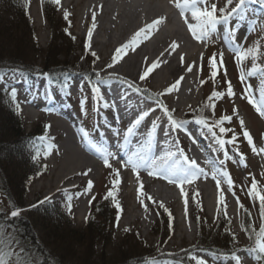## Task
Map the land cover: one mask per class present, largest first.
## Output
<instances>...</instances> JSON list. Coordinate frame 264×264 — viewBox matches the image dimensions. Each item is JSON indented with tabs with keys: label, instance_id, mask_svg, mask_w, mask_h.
Wrapping results in <instances>:
<instances>
[{
	"label": "rangeland",
	"instance_id": "1",
	"mask_svg": "<svg viewBox=\"0 0 264 264\" xmlns=\"http://www.w3.org/2000/svg\"><path fill=\"white\" fill-rule=\"evenodd\" d=\"M66 1L60 0L59 4H55L52 0H19L20 5L24 7H26V4L28 5L27 26L22 25L23 21L18 22L20 17L14 18L15 13L13 15L12 10H10V13L8 10L7 13V9H10L8 6H0V10L6 14L2 17L1 22L7 20L8 24H13L15 20L12 29L9 31L10 34H4L5 40L3 42L0 40V47H4L2 48L3 53L0 54H3V58H1L3 60L11 59V53L13 57L20 58L25 65L44 69V60L49 58V52H51L52 57L55 53H59L56 60H54V62L59 63L52 68L55 71L54 73L59 75L62 73V69L68 72V70L75 68L71 72L69 81L74 85V90L71 91H73L76 101L72 106L65 102H63V105L77 122L82 138L81 129H86L90 133V140L83 139L88 148L97 155L96 160L99 163L100 171L94 175L91 171H88L89 169L77 168L74 171L78 172V175L68 180V182L60 184L59 188L54 190L57 187L55 186L56 176L65 163L64 138L57 134L59 130L53 126L55 114L41 109L42 107L34 109V114L25 111V105L29 102L31 96L27 93L22 98L20 93L23 87L22 85H16L20 89L18 95L20 111L19 113L16 112L20 122L16 120L17 123L14 127L17 128L18 125V127L25 130L26 135H45V139H41L40 143L37 144L38 146L31 140L25 146V151L28 153H26L23 161L26 162L27 170L30 172L26 177L24 176L25 178L18 176L15 180L16 185L14 183L13 186L10 183L8 186L3 178L0 180V187L5 186L3 188L4 192L0 190V212L5 214L6 217L13 207L21 209V215L15 220L16 223L22 226L23 222H29L39 242L48 246L54 256L58 260L62 258L65 264H86L89 263L90 259L91 262H96L92 264H105L101 251L107 254L106 257H111L110 260H107L109 264H126L127 261H120V257L130 260L139 254L148 256L145 262L139 264L154 263L156 260L158 262L155 263L160 264L162 261L156 259L160 255L173 256L180 252L186 254L184 258H187L189 254H194L199 257H208L207 259L214 262L213 264H235L231 256L215 252L221 249V245L232 242L233 235L236 239L232 248L238 251L236 255L241 257V264H258L249 253L243 251L252 245V241L248 239V234L242 228L245 227V217L249 213L252 219L250 224H254L259 228L261 223L259 199L249 193L253 178L257 182L258 190L264 193V175H262L264 174V153L259 151L254 153L252 151L243 136V131L247 130L250 133L257 150L264 148V117L248 103L246 98H242V93L245 91V85L250 84L255 98L259 102L261 85L264 84V73L257 71L255 75L248 77L247 72L251 69L253 61L251 59L246 60L241 66L246 76L245 82L242 84L239 79L241 68H238L234 57L235 50L238 47L244 50L250 47L254 48L258 43L260 55L256 63L259 67L264 68V22H258L252 30L248 31L247 26L240 27L239 23L233 22L234 19L232 18L231 27L228 25L229 28H227L232 48L221 38L222 34L220 32H226V29L219 30L218 28V32L213 34L209 41L200 43L193 39L179 11L175 10L176 8L172 6L170 0H137V3L140 2L139 5L144 6L143 8L146 10L156 8L153 13L160 16L159 19L162 20V26L157 27L148 35L151 37V41L158 39L163 33H170L169 30L173 29L170 21L173 19V22L181 27L186 36L189 34V37L187 36L185 39L176 36V40L183 45L188 42L194 44L191 47L194 50L193 52H196L195 57L185 69L187 74L193 78L194 84L187 101L182 107L176 108L172 102L171 93L156 95L164 93L167 88L155 83L152 74H149L144 81L130 78L127 74H120L119 76L129 80L136 87L147 90L144 92L148 96L160 97L162 104L166 105L169 110H175L173 115L176 119L195 118L193 114H195L194 116L202 114L203 116H211L216 121L223 115L231 116V121H226L223 126L230 129L227 138H230L233 134L237 136L235 145L226 146L228 155L231 157V159H226L206 127L195 122L186 125V128H189L188 131L193 129L201 136L202 144L212 159L209 163L208 158L204 156L195 158L190 152V146L186 143L185 154L189 159H196V161L205 165L208 171H205L206 175H201L197 179L199 187L192 183L186 189H183L182 194L181 190L174 191L172 183H164L160 177L149 175L148 171L139 169V175L137 176L130 166H123L122 161L124 160L118 158L119 154L115 155L116 158H110L111 167H106L103 159L96 152L93 144L105 145L106 143L105 146L109 148L106 140L103 143V139L115 140L116 143L117 139L122 140L125 126L120 125L115 118L108 115L110 119H105L106 122L104 120L103 124L105 126L106 124L112 125V127L119 129L120 137H116L112 133H110L111 135L100 136L98 126L104 128L101 123L103 104L94 101L91 90L88 84L85 83L86 77L81 76V74L99 73L102 78V75H107L108 70L107 68H101L99 65L103 60L102 54L96 52L92 47L88 49L85 47L89 38L88 34L82 33L77 14L81 12L86 0H80L77 7L73 5L74 7L70 6L65 9L63 5L67 4ZM110 1L114 8H118L119 11L122 10L121 5L124 4V0ZM46 2L50 3L52 5L51 10L55 11L53 30L46 16L45 9L48 5ZM208 2L209 5L216 3L218 8H224L226 0H208ZM65 12L69 14L67 18H65ZM17 14L19 13L16 12ZM188 14L190 15V12ZM163 16H166L167 19L163 20ZM189 22L194 23L190 20ZM26 27L30 31L27 37ZM167 29L169 30L167 31ZM104 39L103 37L102 40ZM16 49L21 53H14ZM91 52H95L99 59L93 57ZM214 54L216 68L212 69L209 59L213 58ZM189 67L192 68L191 71H188ZM213 71L216 72L215 77L212 75ZM115 74H119V72ZM228 82H231L235 92L232 97L226 95ZM103 91L101 87V92L103 93ZM213 91L224 92L225 96L223 98H213L210 101L209 97ZM1 95L3 100L7 99L9 101L6 95ZM85 98L86 103L82 106L81 100ZM146 104L157 107L152 102H146ZM82 107L85 111H82ZM146 108L147 106H143L139 109V113L132 112L128 118L134 120L141 110H147ZM233 108H236L237 111L233 112ZM119 109L121 110V107ZM157 113H159L157 116L166 119L164 113L158 108ZM110 120L112 123H110ZM150 120L149 118L145 123L148 124ZM240 120L244 121L243 128L240 125ZM160 121L158 120V122ZM46 125H50L47 130ZM162 126V130L167 127L166 124ZM149 128L148 126L143 127L137 137L140 138V134L141 136L147 134ZM104 130L106 131V128ZM216 132L218 134V128ZM27 137L32 139L31 136ZM162 139L164 143L169 144L173 149L177 147L174 140L168 138L163 132L160 133V140ZM16 140L19 144L20 142L21 144L26 142L25 138L17 137L8 139L7 143ZM188 140L186 139V141ZM4 152L5 155L8 153L11 156L12 154V152L6 150ZM45 153L49 154L45 155ZM33 156L38 158L33 160ZM17 166L16 164V168ZM13 169L12 166L11 170L13 171ZM221 169L226 171L229 174L228 178L233 181L231 190L228 188L227 178L219 177L221 181L219 189H217L216 181L212 179L213 171ZM116 170H119L121 182L114 188L112 181L115 178ZM85 172H87V175L82 174ZM67 173L70 172L67 171ZM89 181L92 182L90 190L88 189ZM202 185L206 186H204L207 189L205 192L201 190ZM160 189L163 190V195L157 198L156 194ZM109 191L115 192L116 201L120 205L119 209L113 203L112 197L105 199ZM48 192L51 193L48 194ZM171 193L174 194L175 199L169 202L168 195ZM207 193L211 194L212 204ZM221 194H223L224 199L218 204ZM69 196L71 197L70 210L68 207ZM46 197L49 198L46 202L52 207H56V209L49 213H30L32 206L37 205L40 201H45ZM87 197H90L91 203L83 211V208H85L84 200ZM148 197H151V199H148ZM186 200L187 203H185ZM237 200H239V204ZM161 203H163L164 208L168 209V212L160 207ZM241 204L243 205L242 208L240 207ZM225 210L227 212L226 216L224 215ZM127 216H129V219H126ZM54 223L59 224V226L65 225V229L70 226V229L78 231L83 236L79 234L80 237L75 238L76 235L73 234L74 237L71 235L72 238H63L60 237V233H57L53 235L54 239L57 240L55 244L54 239L51 237V228H54ZM19 225L16 226L18 234L20 232ZM88 225L95 229L92 233L85 231ZM125 229H128V231H125ZM180 233L184 234L183 238L179 236ZM92 235L93 237H91ZM60 245L64 247L62 252L65 253V257L59 254L62 253L60 248H57ZM130 252L136 253L131 254ZM189 264H193V262L189 261ZM259 264H263V262H259Z\"/></svg>",
	"mask_w": 264,
	"mask_h": 264
},
{
	"label": "snow or ice",
	"instance_id": "2",
	"mask_svg": "<svg viewBox=\"0 0 264 264\" xmlns=\"http://www.w3.org/2000/svg\"><path fill=\"white\" fill-rule=\"evenodd\" d=\"M53 3L59 4L60 0H52ZM174 4V6L179 10V14L181 18L184 20L187 25V29L194 40L200 43H206L211 39L213 34L218 32V26L227 25L229 20L234 16H242L246 12V7L249 3H260L264 6V0H226L224 8H218L216 3H211L209 5L208 0H170ZM234 5V6H233ZM28 6L27 4L25 5ZM191 14V19L194 23L189 22L187 13ZM69 14L65 12V18H67ZM93 20H95V14H93ZM162 22L161 19H157L152 21L149 24H146L144 27L140 28L133 36L132 40L124 45H121L115 50V53L112 57V63L107 67L111 68L117 63L124 55L127 54L128 49H133L137 46L138 42L147 37L153 30L157 28V26ZM92 28H95V24L93 23ZM92 37V29H89L88 38L89 40ZM178 45L173 42L170 45V48L174 49ZM86 49L90 47V45H85ZM91 55L96 59L99 57L95 52H91ZM260 55V46L257 43L254 48H247L241 50L239 47L235 50V61L237 63L238 68H241L239 79L242 84H244L246 76L245 72L242 69V64L244 61L251 59L253 61L251 69L248 70L247 76L251 77L256 74L257 71L264 73V68H261L257 65L256 61ZM222 58V54H221ZM147 60V58H145ZM215 54L213 58L209 59V64L212 69L216 68ZM181 62L183 63V56L181 57ZM159 66V61L153 62L150 67H147V70L143 72V74L139 77L141 81H144L149 74ZM192 68L189 67L188 71H191ZM35 73V79L32 82H29L28 72L27 70L21 67H8V68H0V94L6 95L10 101V103L14 106V109L17 113L20 111V102L18 100V95L20 89L17 88L16 85L23 83L25 85L24 91L27 93H31L32 95H43L46 100L54 99V91L59 90L61 92H66L68 95H71L70 92V83L69 76L66 72H62L59 75L56 73H48V72H40L39 70H33ZM213 77H215L216 72L213 71ZM108 79H119V77H114L111 74ZM183 79L181 77L174 84L170 85L164 93L156 94L158 95H166L171 93L172 91L177 89V86L180 84V81ZM43 81V88H41L40 81ZM85 83L88 84L94 101L97 103H102L104 108H108L109 104L103 100V95L101 92V87L107 83V80L102 79L99 73H95V80L92 77H86ZM129 88H134L137 93L142 90L139 87H136L133 83H128ZM82 90V89H81ZM226 95L228 97H232L235 95L231 82H228ZM225 96L224 92L213 91L209 100L211 101L213 98H223ZM157 108L162 111L166 117V125L164 128L165 135L168 134L169 129L171 131L184 130L187 132L186 125L188 124L187 120H178L174 117V109L169 110L166 105L162 104L158 99H155V96L152 97ZM242 98H246L248 103L252 105L253 108L264 117V84L261 85L259 102L255 98L252 90V86L250 84L245 85V91L242 93ZM27 102V101H26ZM86 103V98L81 100V105L83 106ZM211 106V105H209ZM157 108H149L147 110L142 111L124 130L123 138L117 139L116 148L119 151H124L127 149V159L122 161L123 166L131 167V170L139 175L138 170L141 167L148 169V174L151 176L162 177L167 180L169 183L175 184L177 187L181 188V192L183 194L182 186L185 184L194 183L201 175H206L205 170L200 167L196 160L189 159V157L184 153L182 149L177 148V151L171 150L169 148L166 151H163V154H153L152 153V140L154 134L157 129L160 128V124L157 120H153L151 122V126L147 131V140L148 144L144 145L142 141L136 139L138 135V129L145 122L150 115L157 110ZM45 111H53L52 108H45ZM82 111L85 109L82 107ZM237 109L233 108V112H236ZM86 114V112H85ZM232 119L229 115H223L219 120L214 121L212 124H208L206 119H197L195 123L200 124L207 128L208 132L212 134L213 140L219 146L220 150L223 152V155L226 159H231L228 155V150L226 148L227 145H235L237 141V136L233 134L230 138H227V133L230 129L224 127V123L230 122ZM240 125L243 128L244 121L240 120ZM46 130L50 128V125H46ZM109 129H111L112 134L116 137H120V130L112 127V125H106ZM218 128V134L216 129ZM83 133V138L85 140H90V133L86 129H81ZM190 135V134H189ZM100 136H104L103 132H100ZM243 136L247 140L249 146L252 148V151L255 153L259 151L260 153H264V148H260L257 150L253 138L250 133L245 130L243 131ZM40 139H45V137H41ZM135 141V143H134ZM178 145V141L174 142ZM96 152L101 156L103 162L106 167H111L109 162L110 158H116L115 154L110 151L108 147L105 145H97L93 144ZM179 153V154H178ZM49 153H45L48 155ZM38 157L33 156V160H36ZM211 163V161H209ZM223 163V161H221ZM88 171H91L90 169ZM87 175V172L82 173ZM264 175V174H262ZM227 178V184L229 190L233 187V181L228 178L229 174L223 169L219 171H213L212 179L216 181L217 189L220 188V178ZM119 179V170L115 172V178L113 179V187L120 184ZM142 187V185H141ZM92 188V182L89 181L88 189ZM234 194V193H233ZM251 196L258 198L260 202V219L261 223L259 228H257L254 224H249L247 227H243L242 230L248 234V239L252 241V245L243 251L249 253L252 258L258 262H264V193L258 190L257 182L253 178L251 184V190L249 193ZM108 197H112L113 203L116 208L119 209V202L116 201L115 192L109 191L105 199ZM49 198H45L47 201ZM151 199V197H148ZM223 194L220 195L218 204L223 201ZM69 200V210L71 208V197H68ZM45 201H40L39 203H44ZM143 203V201H141ZM187 203V200L185 201ZM239 204V200H237ZM33 205L32 207H35ZM160 207L164 208L163 203L160 204ZM242 208L243 205L241 204ZM21 209L17 207H13L12 210L7 214L6 217H0V264H47V261L41 262L36 252L26 247L22 242L21 238L17 232L16 225L14 223L21 215ZM165 212H168L167 208H164ZM224 215H227L226 210L224 211ZM250 216V213L248 214ZM119 219V217H117ZM128 231V229H125ZM233 241H235V236L232 237ZM42 255V253H40ZM231 259L235 262V264H241V257L236 254H229ZM187 259L193 264H207V261L203 257H199L194 254H189ZM178 264H184L183 260L179 261Z\"/></svg>",
	"mask_w": 264,
	"mask_h": 264
},
{
	"label": "bare ground",
	"instance_id": "3",
	"mask_svg": "<svg viewBox=\"0 0 264 264\" xmlns=\"http://www.w3.org/2000/svg\"><path fill=\"white\" fill-rule=\"evenodd\" d=\"M66 2L67 4H65V6L63 5L65 9L73 5L77 7L80 3V0H67ZM139 4L140 2L137 3V0H124V4L121 5L123 8L121 11H119L118 8L113 7L110 0H86V2L83 4V7L81 8V12L77 14L82 33L88 34L89 29H92V37L88 41V45L94 48L96 52L102 54L103 60L101 63H99V65L101 68H107L108 70L106 73L107 75H102V79L107 80V83L102 86L105 89L103 100L108 102L110 108L109 111L107 110V112H109V115H111L113 118H117L116 120L125 126V129L131 123L128 116L131 115L132 112L139 113V109H141L143 106H147L146 109L153 107L150 104H146L145 100L140 98V95L139 97L135 96L137 94L135 89L128 87V83H130V81L120 77V74H127V76L130 78L140 80L139 77L144 71L147 70V67H150L153 62L159 61V66L150 73L152 74L155 83L159 84L163 88H168L178 79L183 77V79L180 81V84L177 86V89L171 92L173 97L172 102L176 108L182 107L187 101L189 95H191L192 85L194 84L193 78L187 74V71H185L186 66L191 63L196 54V52H193L194 50L191 47L194 44L192 42H188L186 45H183L181 42L176 40V36L181 37V39H185L187 36L189 37V34L186 36V33L182 31L181 27L173 22L174 19L170 21L173 29H167V31L169 30L170 33H163L158 39L154 41L150 40V36L142 38L134 50L131 48L128 49L127 54L124 55L117 63H115L113 67H107L112 63V57L115 53V50L123 45L122 43L130 42L134 34L140 28L160 18V16L153 13L156 11V8L150 7L151 9L146 10L143 8L144 6L141 7ZM172 6L176 8L173 3ZM175 10L179 11L177 8ZM93 14H95V20H93ZM187 16H189L190 19H188L192 21L191 14L189 15L187 13ZM164 19H167L166 16H163V20ZM93 23L95 24V28H92ZM159 26H162V23H160L157 27ZM103 37L105 38L104 40H102ZM173 42L178 45L174 49L170 48V45H172ZM182 56L183 63L181 62ZM145 58H147V60H145ZM118 72L119 74H115ZM110 74L114 77H119V79H108ZM23 96L24 94H22V98ZM38 99V101H36L35 98L31 99L25 105V111H27V113L34 114V109L42 107L44 104L46 108H52L53 111L50 112L55 114V123L53 126L55 129L59 130L57 134L59 136H63L64 138L63 148L65 152V163L64 167L56 176L55 186L57 187L54 190L59 188L60 184L68 182V180H71V178L78 175V172L76 173V171H74L77 168L90 169L94 175L98 174L100 168L98 166L99 163L96 160L97 155L94 154V152H92V150L86 145L80 133L77 122H75L68 110L57 106H47L43 95H40ZM119 107H121V110ZM103 110L105 109L103 108ZM101 116H107V120L110 119L108 115L102 112ZM111 120L110 123L112 122ZM105 128L106 131L104 130ZM100 129L105 136L112 133L111 130L105 125L104 128L101 127ZM139 130L140 128L138 131ZM184 135L190 140V152L195 158L204 156L208 158L209 161H211L212 157H210L208 151L205 149L204 145L202 144V138L199 134H197V132L192 129L187 131ZM138 139L142 141L144 145L148 144V141L145 137ZM161 143H164L163 139ZM166 150L167 147L165 145V147H159L157 150L158 152L156 153L162 155L163 151ZM115 153L121 154V151L117 149ZM196 162L206 172L208 171V168L205 165L198 161ZM67 171L70 173L66 174ZM160 178L162 182L169 184L167 180L162 179V177ZM204 186H201V190L205 192L207 189L205 188L206 186ZM173 188L174 191L181 190V188L177 187L175 184H173ZM51 192H48V194ZM207 194L210 196L209 200L211 202V194ZM162 195L163 190H158L156 197L159 198ZM168 198L169 202L174 200V194L171 193L168 195ZM90 203V197L85 198V208H83V211L86 209L87 205L89 206ZM126 219H129V216H127ZM183 235V233L179 234L181 238H183ZM207 258L208 257L204 258L207 261V264L214 263ZM160 264L172 263L161 262Z\"/></svg>",
	"mask_w": 264,
	"mask_h": 264
},
{
	"label": "trees",
	"instance_id": "4",
	"mask_svg": "<svg viewBox=\"0 0 264 264\" xmlns=\"http://www.w3.org/2000/svg\"><path fill=\"white\" fill-rule=\"evenodd\" d=\"M46 6V16L48 18V21L51 24V29L53 30V24H54V15H55V11L51 10L52 9V5L50 3ZM2 5L8 6L10 9H7V13L9 10L13 11V15L15 13V17H20L19 19V23L21 21L22 25L27 26V7H24L23 5H20L19 0H0V6L2 7ZM19 10V11H18ZM16 12L19 13L16 15ZM12 13V12H11ZM6 16L5 12H3L2 10H0V40L3 42L5 39L4 34H10V30L12 29V25L15 23V20L13 22V24H8L6 21L7 20H2L3 16ZM13 18V19H14ZM10 25V26H9ZM26 37L30 34L27 30L26 27ZM55 32V31H54ZM55 34V33H53ZM53 36V35H52ZM23 38H25L23 36ZM18 41V40H17ZM52 46V45H51ZM2 48L4 47H0V53H3ZM51 48V47H49ZM14 53L20 54L21 52H18V50L16 49V51H14ZM49 58L45 59V66L44 69H40L34 66H30V65H25L24 63H22V60H20V58H15L12 56V54L10 53L11 59L3 60L1 58H3V54H0V68H8V67H21L27 71H33V70H39L40 72H48V73H54L55 71L52 69L54 66L58 65V62H54V60H56V58L58 57L59 53H55L54 57H52L51 52H49ZM26 54V53H25ZM24 62V61H23ZM75 70V68L72 70H63L62 72H66L67 74L73 72ZM2 95L0 94V180H3L6 182V184L9 186V183L11 186H13L12 184L16 182L15 180H17L18 176L21 177H26V175L28 173H30L27 170V165L26 162L23 161V158H25L26 156V148L25 146H27L28 141H32L34 142V135L30 134V135H26L25 130L21 129L20 127L15 128V123L16 120L20 122V118L18 117V115H16V111L14 109V106L10 103V101H7V99L3 100V98L1 97ZM195 114H193V117H196L198 119H206L207 122L212 123L215 120L211 117V116H203L202 114L194 116ZM27 136H31L32 139H29ZM25 138L26 142H24V144H19V142L13 141L12 143L8 142V139H14V138ZM32 144V143H31ZM30 144V145H31ZM10 150H9V148ZM4 150L8 151V152H12L11 156L7 153L6 155L4 154ZM5 155V157H4ZM13 159V161H12ZM24 163V164H23ZM16 164L18 165L16 168ZM14 167L13 171L11 170V167ZM32 174V173H31ZM24 177V178H25ZM7 179V181H6ZM5 187V186H4ZM3 187V188H4ZM2 188V186L0 187L1 192H4V189ZM56 207H52V205H49L47 202L46 203H40L37 204L35 207L31 208L30 213L33 214H41V213H46V212H50L55 210ZM247 214V212H246ZM45 217H47L48 215H43ZM0 217H5V214L0 212ZM51 219V218H50ZM56 220V219H53ZM245 227H247L250 224V221H252L251 216L249 217V215L247 214L245 217ZM15 225H19L18 223H16V221H14ZM55 225L54 228L52 229V235L51 237L54 239L53 235L60 233V237H71V235H76L75 238L80 237L78 231H74L72 229H70L71 227L68 226V229H65V225L63 226H59V224L54 223ZM20 226V225H19ZM19 228V236L21 238V242L28 248L33 249L37 256L39 257V260L41 262L43 261H47V264H65L63 263L64 261L62 260V258L60 260H58V258L56 256H54L53 252L48 248V246H46L45 244H43L42 242H39V240L36 238V236L34 235L33 231H32V226L29 222L25 221L23 222L22 226L18 227ZM17 229V228H16ZM69 230V231H66ZM95 230L93 229L92 226H87L86 228V232H90L92 233V231ZM67 232V233H66ZM78 232V233H76ZM101 233V232H100ZM65 235V236H64ZM74 235L72 237H74ZM81 236H83L81 234ZM105 236V235H104ZM56 237V236H55ZM71 237V238H72ZM93 237V235L91 236ZM95 237H97V235H95ZM61 238V239H63ZM57 240L54 239V243L56 244ZM63 244V243H62ZM235 244V241L229 242L228 244H224L221 245L220 248L218 249L216 252L219 253H223V254H230L234 252V249L232 248V246ZM57 248H60V251L62 252L64 250V247L62 245L57 246ZM63 249V250H62ZM93 249V248H91ZM54 251V250H53ZM40 253H42V255H40ZM131 254L136 253V252H130ZM60 255L62 254V257H65V253H59ZM184 254V255H183ZM101 255L104 257V261L105 264H109V262L107 261L108 259L110 260L111 257H106L107 254H105L103 251H101ZM184 256H186L185 253H177L174 255V258L179 259V260H183L186 263H189V260L187 258H184ZM148 256L145 254H139L134 258H131L130 260H127L128 258H124V257H120V261H124L126 260L127 263L126 264H138L142 261H144ZM92 260L90 259L89 263H96L95 261L91 262ZM88 262L86 264H89ZM264 264V262H263Z\"/></svg>",
	"mask_w": 264,
	"mask_h": 264
}]
</instances>
